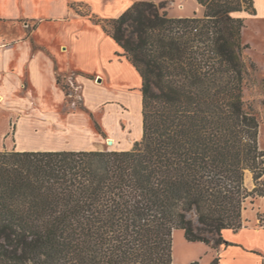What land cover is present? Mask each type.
<instances>
[{"label": "trees", "instance_id": "16d2710c", "mask_svg": "<svg viewBox=\"0 0 264 264\" xmlns=\"http://www.w3.org/2000/svg\"><path fill=\"white\" fill-rule=\"evenodd\" d=\"M243 1L198 0L203 17L169 16L167 0L114 18L72 5L139 72L143 135L128 150H0V264H176V229L233 244L224 231L241 230L246 200L264 195L245 183L247 169L264 175V149L244 100L254 64L233 13L255 9Z\"/></svg>", "mask_w": 264, "mask_h": 264}, {"label": "crops", "instance_id": "0c3cea01", "mask_svg": "<svg viewBox=\"0 0 264 264\" xmlns=\"http://www.w3.org/2000/svg\"><path fill=\"white\" fill-rule=\"evenodd\" d=\"M136 1L139 0H0V109L15 110L20 113V117L26 116L20 123L23 127L41 124L47 129L49 125L58 124L66 116L63 110L68 100L65 90L58 82L60 76L80 93L84 105L95 116L101 113L105 134L126 146L118 150L130 149L133 138L134 143L142 138L143 115L141 127L134 131V125L125 118L129 112L128 102L113 91H118L119 88L130 91L121 79L136 72L140 79L141 76L123 55L121 46L103 27L89 16L77 12L72 5L87 7L102 18H114ZM253 4L255 13L252 18L264 24V0H253ZM105 93L113 96L104 95ZM27 110H31V114L23 113ZM43 117L50 119V123L35 122L36 118ZM109 117L113 119L104 120ZM29 131L36 133L37 129L34 127ZM20 133L17 126L15 136ZM5 134L3 132L1 136ZM95 140V143L82 142L78 147H29L18 143L17 149H13L103 150L97 147V139ZM4 148L0 147V150ZM258 210L264 213L263 200ZM243 228H253L257 234L264 233V224ZM225 239L233 244L217 249L219 256L223 248L240 245L231 237L227 236ZM248 249L258 254L260 264H263L261 252ZM221 258L222 264H228L222 256Z\"/></svg>", "mask_w": 264, "mask_h": 264}, {"label": "rangeland", "instance_id": "374dc122", "mask_svg": "<svg viewBox=\"0 0 264 264\" xmlns=\"http://www.w3.org/2000/svg\"><path fill=\"white\" fill-rule=\"evenodd\" d=\"M46 1L50 2L51 0ZM156 1L160 2L163 0ZM243 6H249L250 10L254 7L250 1H243ZM83 9L88 10L87 7L84 6ZM164 10L168 12L169 16L173 17H203L205 14V7L200 4L198 0H167ZM233 14L245 18L246 29H243V42L246 44L248 43L249 48L244 51V56L249 62L254 64V68L251 70L250 76L246 80L244 86V100L246 105L259 116V140L261 148L264 149V24L255 21L252 18L253 14L248 10L235 12ZM121 80L123 85L130 89V91L119 88L118 91H113V93L128 102L129 112L125 115V118L127 122H131L134 125L135 131L141 127V79L136 72ZM63 82L67 83L64 79ZM104 95L113 96L111 93H105ZM67 98L69 101L67 100L63 110L66 116L59 121L58 124L49 125L47 129L40 126L41 124H39V126L24 125L23 127L20 123L25 120L26 116L20 117V113L15 110L1 108L0 147H5L4 150L17 149L18 143L19 145L29 147H36L37 145L78 147L85 141L95 143V139H97V147L103 150L122 149L126 147L121 141L115 142L114 140L113 144L108 142L109 137L105 134L101 124V113L95 116L94 113L84 105L80 98V93L72 85L69 88ZM31 112V110H27L23 113L31 114ZM109 119H113V117L104 120ZM49 120L50 119H45L43 117L36 118L35 122L49 124ZM17 126L19 131L21 130V133L16 137L15 131ZM34 127L37 129V132H30L29 130ZM3 132H6V134L2 137L1 134ZM8 132L9 136H7ZM131 141L133 143L130 149L135 144V138ZM254 175V171L247 169L245 183L250 190L257 187L259 181L264 183V175L261 176L258 181L255 179ZM261 200L264 201V195H256L246 200L245 209L243 211L244 226L264 224L262 221L264 219V213L258 210ZM227 236L239 242L240 245L223 248L221 256L224 261L228 262V264H260V256L250 252L248 249L253 248L261 252L264 264V233L257 234L253 228H243L238 232L232 230L224 231V237L227 238ZM217 249L219 248H214L213 244L208 245L205 242L189 241L185 236V231L182 229H176L173 232V259L176 264H194V262H198V264H212V261L218 256L216 253Z\"/></svg>", "mask_w": 264, "mask_h": 264}, {"label": "bare ground", "instance_id": "6f19581e", "mask_svg": "<svg viewBox=\"0 0 264 264\" xmlns=\"http://www.w3.org/2000/svg\"><path fill=\"white\" fill-rule=\"evenodd\" d=\"M114 138H112V137H109V140H108V142L110 143V144H113L114 143Z\"/></svg>", "mask_w": 264, "mask_h": 264}]
</instances>
